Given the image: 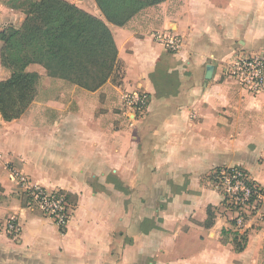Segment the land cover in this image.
<instances>
[{
    "label": "crops",
    "instance_id": "1",
    "mask_svg": "<svg viewBox=\"0 0 264 264\" xmlns=\"http://www.w3.org/2000/svg\"><path fill=\"white\" fill-rule=\"evenodd\" d=\"M38 1L0 0V32L19 29ZM90 1L84 11L103 20ZM145 11L108 24L117 82L87 91L26 67L38 77L33 100L17 119L0 116V264H264V222L236 252L222 235L234 216L202 182L241 166L264 189V94L222 76L236 51L264 48V0H166ZM164 33L179 38L177 52L155 40ZM10 75L0 61V82ZM135 93L149 98L138 119L123 109ZM16 176L76 196L63 232L21 205Z\"/></svg>",
    "mask_w": 264,
    "mask_h": 264
},
{
    "label": "trees",
    "instance_id": "2",
    "mask_svg": "<svg viewBox=\"0 0 264 264\" xmlns=\"http://www.w3.org/2000/svg\"><path fill=\"white\" fill-rule=\"evenodd\" d=\"M165 1L93 0L103 20L64 0H40L32 4L19 29L8 27L0 32L1 65L11 71L10 78L0 82L1 119L19 118L33 100L38 77L25 71L30 64H39L49 77L68 81L87 91L100 88L121 65L108 24L125 27L145 10ZM8 54L14 55V59L9 60ZM238 168H214L202 182L206 183L221 171L231 175ZM57 193L64 196L67 204L76 203V196L64 191ZM21 205L26 207L22 202ZM247 240V231L241 236L234 234V250L242 252Z\"/></svg>",
    "mask_w": 264,
    "mask_h": 264
},
{
    "label": "built area",
    "instance_id": "3",
    "mask_svg": "<svg viewBox=\"0 0 264 264\" xmlns=\"http://www.w3.org/2000/svg\"><path fill=\"white\" fill-rule=\"evenodd\" d=\"M155 40L171 53L177 52L180 48L179 38L171 33L155 36ZM222 76L232 80L249 95L264 94V48L236 51L231 61L223 66ZM148 101L149 98L146 94L135 93L125 96L123 102L127 114L130 113L131 116L138 119L145 115ZM239 169L231 175L221 171L215 177L208 179V184L214 189L223 190L224 197L227 198L226 204L234 202L238 206L237 210L250 206L254 211L255 208L252 205L255 202L254 198L260 194V188L245 177ZM16 179L22 196L29 197V200L26 201V207L37 210L44 217L52 220L58 228L64 229L69 220L71 208V205L66 203L64 196H58L57 192H46L35 185L29 184L20 176H16ZM228 185L239 190L242 197L235 200L229 199L230 189L226 187ZM249 200L251 201L249 202ZM234 219L236 226L240 227L242 216L238 215L237 217L236 214ZM6 230L11 235L18 232V228L12 220L7 223Z\"/></svg>",
    "mask_w": 264,
    "mask_h": 264
},
{
    "label": "rangeland",
    "instance_id": "4",
    "mask_svg": "<svg viewBox=\"0 0 264 264\" xmlns=\"http://www.w3.org/2000/svg\"><path fill=\"white\" fill-rule=\"evenodd\" d=\"M74 2H75V6L81 8L83 10L90 11V6L92 4L90 0H74ZM145 12L143 13V15H145V14L152 15L151 13L149 14V13H147V12L145 13ZM139 16H141V15H138L135 18H137ZM7 56H8L9 60L14 59V55L11 56L10 54H8ZM15 57H16V55H15ZM122 74H123V68H122V64H121L120 67L116 69V72L113 74V76L110 77V79H113L114 81L117 82L118 80H120ZM123 109L127 113V109L125 108L124 102H123ZM129 115H131V114L129 113ZM232 168H238V167H232ZM232 168H230V169H232ZM239 168H240L239 170L243 172L245 177H247L249 180L253 181L251 179V176L248 174V172L246 171V169L244 167L239 166ZM205 184L208 185L210 188H212L208 184V181H206ZM253 184H255L256 186H258L260 188V194H258L254 198L255 202H253V205H252L255 208L254 211H253V208H251L250 206H245V207L241 208V210H237L238 206H236L234 204V202H231L230 204H224L226 211L228 213H231L234 217L231 220H229V229H231V230L228 229V232L226 231V234L223 235V241H225L228 238H231V241H232L234 234H239V236H241V235H243V233L245 231L248 232L250 230L249 229L250 227L253 228L254 226H257L258 223L264 222V189L261 188L254 181H253ZM226 187H228L230 189L229 199L235 200L236 198L242 197V194L240 195L239 190H237L233 187H230V185H228ZM212 189H214V188H212ZM214 190L219 192L224 197L225 194L223 193V190H220V189H214ZM250 201L251 200H249V202ZM21 202L24 203L26 206V196L21 197ZM69 205H71V204H69ZM33 210H35V209H33ZM208 213L210 214V210H208ZM236 214H237V217H238V215L242 216V222H241L240 227L236 226V222L234 219ZM232 245H233V242H232Z\"/></svg>",
    "mask_w": 264,
    "mask_h": 264
},
{
    "label": "water",
    "instance_id": "5",
    "mask_svg": "<svg viewBox=\"0 0 264 264\" xmlns=\"http://www.w3.org/2000/svg\"><path fill=\"white\" fill-rule=\"evenodd\" d=\"M213 73V67L212 66H206V80L211 79V75Z\"/></svg>",
    "mask_w": 264,
    "mask_h": 264
}]
</instances>
